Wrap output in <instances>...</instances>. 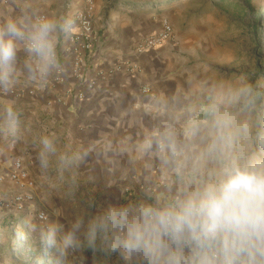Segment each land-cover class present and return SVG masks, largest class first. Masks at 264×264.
<instances>
[{
  "label": "crops",
  "instance_id": "obj_1",
  "mask_svg": "<svg viewBox=\"0 0 264 264\" xmlns=\"http://www.w3.org/2000/svg\"><path fill=\"white\" fill-rule=\"evenodd\" d=\"M187 2L95 0L96 39L83 77L74 71L67 53L69 33H57V63L42 82L28 78L29 53L23 46L17 49L15 82L0 87V264L21 261L24 254L19 253H29L30 241L39 238L31 232L19 242L24 248H15L13 236L6 232L13 221L18 226L31 217L41 223L38 214L51 220L59 211L60 222L67 223L77 217L87 220L109 205L167 203L227 162L207 151L211 136L205 114L217 100L214 87L223 82L199 57L209 53L217 28L207 11ZM83 7V0H0V23L9 10L13 18L72 19ZM163 19L171 22L175 40L139 53L138 43L155 33ZM128 63L139 67L136 76L115 70L117 64ZM79 93L83 100L76 98ZM232 103L221 105L235 116L230 158L249 167L264 166V122L259 124L252 108L237 110ZM8 108L16 117L15 135L6 120ZM198 122L193 131L191 126ZM162 133L170 134L177 147L175 156L166 153L167 163L156 143L147 152L139 150L146 138ZM46 136L54 140L56 152L49 154L48 167L43 168L40 141ZM69 150L79 152V159L61 166L59 158ZM15 159L23 161L34 181L32 189H20L6 177ZM24 196L32 200L20 209L13 202ZM76 252L54 254L65 261ZM119 257L122 264H147L141 253Z\"/></svg>",
  "mask_w": 264,
  "mask_h": 264
},
{
  "label": "clouds",
  "instance_id": "obj_2",
  "mask_svg": "<svg viewBox=\"0 0 264 264\" xmlns=\"http://www.w3.org/2000/svg\"><path fill=\"white\" fill-rule=\"evenodd\" d=\"M74 24L71 18H13L9 10L0 23V87L14 84L16 51L21 46L29 53L28 78L42 82L57 63V33H71ZM213 92L217 100L205 110L211 136L207 151L221 154L227 162L210 178L185 187L163 204L109 205L87 220L77 217L67 223L60 222L59 211L54 219L41 223L26 217L16 228L14 242L26 241L29 233L36 232L42 248L56 249L62 255L85 242L94 246L99 240L125 257L141 253L147 264H264V166L249 167L230 158L237 134L235 116L221 106L241 100L250 103L252 89L220 83ZM6 120L15 135L16 117L11 108L6 110ZM198 127L199 122L191 126L193 131ZM40 143V163L47 168L49 154L56 152L55 143L47 136ZM153 143L165 163L166 153H177L168 133L146 138L139 150L147 152ZM79 156L69 150L61 154L60 164L70 166Z\"/></svg>",
  "mask_w": 264,
  "mask_h": 264
},
{
  "label": "rangeland",
  "instance_id": "obj_3",
  "mask_svg": "<svg viewBox=\"0 0 264 264\" xmlns=\"http://www.w3.org/2000/svg\"><path fill=\"white\" fill-rule=\"evenodd\" d=\"M188 5L197 4L202 11L214 18L217 28L202 60L225 84L233 88L247 85L252 89L251 102L233 101L237 110L252 108L264 122V0H188ZM218 22V23H217ZM1 203L0 205H2ZM14 204V202H13ZM7 224L8 235L15 240L17 226ZM5 230L3 229V233ZM15 242V248L24 246ZM19 246V247H18ZM30 252L19 253L13 264H122L119 253L112 252L101 241L94 246L85 242L71 258L59 260L56 249H44L39 238L29 243Z\"/></svg>",
  "mask_w": 264,
  "mask_h": 264
},
{
  "label": "built area",
  "instance_id": "obj_4",
  "mask_svg": "<svg viewBox=\"0 0 264 264\" xmlns=\"http://www.w3.org/2000/svg\"><path fill=\"white\" fill-rule=\"evenodd\" d=\"M83 1V9L76 12L72 18L75 22L74 29L77 31L69 33L67 47V53L72 56L74 61V71L81 77H83V74L81 73L84 68L83 66L85 64V67H87V57L93 50L96 39L93 23L95 0ZM173 40H175L174 28L168 19H163L160 23V28L155 33L139 42L136 50L139 53L149 52ZM97 66H99V64H96L95 67ZM115 70H124L132 76H136L139 73V67L132 63L117 64L115 66ZM98 75H101V73L98 72ZM142 92L154 96V94L148 88H143ZM76 98L83 100L85 96L83 93H79L76 95ZM6 177L16 183L20 189H32L34 187V181L23 169V161L21 159H15L13 161L11 171ZM31 200L32 198L28 196L17 197L14 200V204L21 209L25 206V204L30 203ZM37 219L42 222L43 220L47 219L46 214H38Z\"/></svg>",
  "mask_w": 264,
  "mask_h": 264
}]
</instances>
